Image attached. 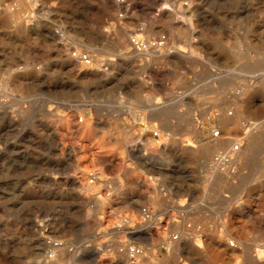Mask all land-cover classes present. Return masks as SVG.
<instances>
[{"label":"rangeland","instance_id":"1","mask_svg":"<svg viewBox=\"0 0 264 264\" xmlns=\"http://www.w3.org/2000/svg\"><path fill=\"white\" fill-rule=\"evenodd\" d=\"M213 130L257 150L209 151ZM185 236L236 241L216 264L264 249V0H0V264H186Z\"/></svg>","mask_w":264,"mask_h":264},{"label":"bare ground","instance_id":"2","mask_svg":"<svg viewBox=\"0 0 264 264\" xmlns=\"http://www.w3.org/2000/svg\"><path fill=\"white\" fill-rule=\"evenodd\" d=\"M22 1V0H21ZM28 1V0H27ZM15 2V0H14ZM28 4V3H27ZM30 5V4H29ZM26 6V5H25ZM16 7V6H15ZM30 7V6H29ZM29 9V8H28ZM17 10V9H16ZM20 10V8H19ZM20 12V11H19ZM15 17V16H14ZM172 19V17H171ZM19 20V19H18ZM170 20V19H169ZM12 21V19H11ZM185 29V28H183ZM156 47V46H154ZM153 47V44L150 43L149 44V48H154ZM147 49H137L138 52H144L146 51ZM143 55V54H142ZM80 55H78L79 57ZM75 62V61H74ZM101 68V67H100ZM87 72V71H86ZM93 72V71H92ZM25 73V72H24ZM101 73V72H100ZM92 75V74H91ZM98 78V77H96ZM261 92V91H260ZM262 93V92H261ZM254 109V108H253ZM253 111V110H252ZM225 116V115H224ZM69 117V116H67ZM234 119V118H233ZM83 119H82V124H79L78 126H74L72 127L71 126V121L70 120H66L64 122V127L66 129H69L70 131L72 129H74V132H73V135H83L84 138H90L94 133H93V127L90 125L89 122H84L83 123ZM222 123L223 125H226V127L232 129V120L229 116H225V117H222ZM73 122V121H72ZM235 124V123H234ZM151 129V128H150ZM153 132L152 134V138L153 139H156L158 137V140H161V138H163V136H159V132ZM64 133V132H63ZM69 133V132H68ZM67 133V134H68ZM214 130L212 131V137L214 139V142L213 144L211 145H208L207 146V150H213V151H220L222 149L223 146H227L229 148H232L233 147V141H235L237 138L236 135H232L230 137H226V138H220L222 135H221V132H220V136L215 138L214 137ZM237 134V133H236ZM253 134V133H252ZM95 135V134H94ZM72 136V135H71ZM248 136L251 137V130L250 132H248ZM65 138V137H64ZM260 138V137H259ZM147 139V138H146ZM257 139V138H256ZM255 139V140H256ZM260 140V139H259ZM156 141V140H155ZM92 142V141H91ZM160 142V141H159ZM254 141H249V144H248V147L243 151V149L241 151H239L241 149V145L239 144H236L234 145L233 147V150L235 152L239 151V154L238 156H240L241 154L242 155H247V153L250 155H254L253 153L256 152L257 148L256 146L252 143ZM257 142V141H256ZM149 143V141H148ZM186 143L188 146H194L195 145V142L192 140V139H187L186 140ZM211 143V142H210ZM233 143V144H232ZM236 143V142H235ZM95 146H98V147H106L107 146V143L105 141H96ZM84 147V146H83ZM187 147V146H186ZM260 147V146H259ZM78 148V147H77ZM75 148V149H77ZM73 150V149H72ZM79 150V149H77ZM157 150V149H156ZM160 151H162L161 149H159ZM79 152V151H78ZM113 152V154H117L115 151H111ZM115 152V153H114ZM81 153H77V154H74L75 156H78L80 155ZM119 155V154H117ZM219 155V154H218ZM114 156V155H113ZM238 156L237 155H233V154H230V155H219L217 157V160L220 161V163H229V162H232L233 164L236 163L237 159H238ZM112 157V156H111ZM110 157L106 158L107 159V162L109 160ZM84 162L83 165L80 164V161ZM104 161V160H103ZM106 162H104L105 164ZM231 163V164H232ZM77 164H78V170H79V182L83 183L84 187H92L93 184L99 182L100 180L98 179V177H100L99 175L102 174L103 172V169L102 167L100 166V159L97 160V162H95L93 159L89 160L85 157H81L80 159L77 158ZM221 165V164H220ZM220 167V166H219ZM231 169V168H230ZM91 178L95 179L96 182L94 180L91 181ZM82 185V184H81ZM99 188V187H98ZM100 201V200H99ZM201 206V205H200ZM99 207V206H98ZM141 208V207H139ZM137 209V208H136ZM184 209V208H183ZM140 210V209H139ZM99 211V210H98ZM180 212V211H179ZM96 213V212H95ZM94 213V215H95ZM145 219V217H143ZM141 214L137 211H133V212H130V214L126 217V218H122V219H116V221L112 222L113 225H119V226H125V225H131V224H140L141 225ZM150 219V218H149ZM143 221V220H142ZM97 222V221H96ZM148 222V221H147ZM150 222V221H149ZM146 223V222H145ZM144 226V225H143ZM152 226V225H151ZM195 226V225H194ZM148 227V226H147ZM141 228V227H140ZM240 228V227H239ZM139 229V228H138ZM180 229V228H179ZM183 230V229H182ZM195 230V229H194ZM244 230V229H243ZM141 231V230H140ZM146 231V230H145ZM185 231V230H184ZM200 231V230H199ZM237 232V231H236ZM141 233V232H140ZM143 233V232H142ZM147 233V232H146ZM190 233V232H188ZM226 233V232H225ZM241 233V232H240ZM179 234V233H177ZM148 235V234H147ZM181 235V234H180ZM177 236V235H176ZM187 236V235H186ZM183 237L180 241L177 240V242H172L170 244H172L171 246V249L172 251L176 254V255H180V252L182 251V249H184L186 251V256H188V262L186 264H199L201 261L197 259V257L200 255L201 252H206L208 254V257H209V260L206 262V264H216L215 260L212 258L213 254L217 255L219 258H225V256H228V257H232L234 255V248H236V245L235 242L236 241H231L229 239H226L225 236H221V237H218V238H211L210 240L208 241H205V240H202V239H197L195 238L196 242L193 243L191 239H189V237ZM204 236V235H203ZM234 236V235H233ZM200 237V236H199ZM216 237V236H215ZM248 237V236H247ZM149 238V237H148ZM157 238V237H156ZM155 238V239H156ZM180 238V237H179ZM193 238V237H192ZM203 238V237H202ZM150 239V238H149ZM153 239V238H151ZM160 239V238H159ZM174 239H178V238H174ZM173 239V240H174ZM238 239V238H237ZM241 239V238H240ZM244 239V238H243ZM239 240V239H238ZM248 240V239H247ZM154 241V240H153ZM170 241V240H169ZM152 242V241H151ZM247 242V241H246ZM253 242V241H251ZM244 244V243H243ZM247 245V244H246ZM261 245V244H260ZM119 246V245H118ZM256 246V245H255ZM258 246V245H257ZM250 249L251 247L247 246L246 247V250L244 251V260H245V263L244 264H264V249H262L257 256L253 257L252 258V254L250 252ZM134 251V250H133ZM112 252V251H111ZM121 254L120 256L122 257L123 261L124 262H127L131 256H136L135 253H132V251H129L128 248H123L121 250ZM237 252V251H236ZM235 252V253H236ZM107 253V252H105ZM110 253V252H109ZM114 253V252H113ZM108 254V253H107ZM94 255V254H93ZM92 255V256H93ZM108 258V261L110 262V260H112V255L110 256L109 254L106 255ZM172 256V255H171ZM182 257V256H181ZM87 258V257H86ZM132 258V257H131ZM217 258V257H216ZM221 258V259H222ZM242 258V257H241ZM120 259V258H119ZM118 259V261H119ZM231 259V258H230ZM115 260V259H114ZM184 260V259H183ZM206 260V259H205ZM243 260V259H242ZM241 260V261H242ZM45 260H39L38 264H60V263H55L53 260H50L49 262L50 263H45L44 262ZM72 261V260H71ZM101 261V260H100ZM106 261V260H105ZM145 261V260H144ZM185 261V260H184ZM200 261V262H199ZM103 262V260L101 261ZM178 262V261H177ZM229 262V261H228ZM114 263V262H113ZM138 262L136 261V264ZM238 263V262H237ZM106 264V263H105ZM125 264V263H124ZM179 264V263H178ZM219 264V263H218ZM226 264V263H225ZM233 264V263H232Z\"/></svg>","mask_w":264,"mask_h":264},{"label":"built area","instance_id":"3","mask_svg":"<svg viewBox=\"0 0 264 264\" xmlns=\"http://www.w3.org/2000/svg\"><path fill=\"white\" fill-rule=\"evenodd\" d=\"M132 44L135 47V49H138V50L139 49H142V48H144V49H148L149 48V45L146 46V44L143 41L137 40L135 37L132 38ZM152 44H153V47L156 46L155 47L156 49H159V48H162L163 47V41L162 40L159 41V42H155V43L152 42ZM79 59H81L82 61H84V62H86L88 64L91 63V61H90V59H89L88 56H82V55H80L79 56ZM220 132L221 131H214V133H213L214 134V137L215 138L219 137L220 136Z\"/></svg>","mask_w":264,"mask_h":264}]
</instances>
